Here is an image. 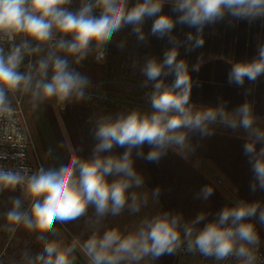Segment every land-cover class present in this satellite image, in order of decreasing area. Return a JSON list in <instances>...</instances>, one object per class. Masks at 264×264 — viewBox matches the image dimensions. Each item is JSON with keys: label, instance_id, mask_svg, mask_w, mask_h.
Here are the masks:
<instances>
[{"label": "clouds", "instance_id": "9594fccd", "mask_svg": "<svg viewBox=\"0 0 264 264\" xmlns=\"http://www.w3.org/2000/svg\"><path fill=\"white\" fill-rule=\"evenodd\" d=\"M0 0V122L15 116L21 99L32 109L46 101L57 104L87 98L90 79L77 71L90 54L97 62L105 59V47L114 35L128 28L138 42L149 35L167 38L171 47L163 58L146 59L141 71L150 112L134 109L116 116L96 119L92 155L82 159L68 145L70 157L58 167L28 169L0 166V191L20 187L24 199L15 198L2 226L10 233L18 227L36 234L41 251L25 252L21 264H76L77 245L87 264H152L156 259L180 250L199 253L216 264L234 260L235 264H261V237L256 223L264 224L261 202L238 200L225 206L208 220L201 211L185 220L181 213L157 212L144 216L132 230L96 227L83 243L74 239L69 245L48 239L58 225H68L95 209L94 225L108 215H120L126 208L136 214L150 199H158L159 187L151 193L141 191L144 177L135 168V157L158 162L171 149L187 158L194 151L190 135L215 133L216 125L233 131L243 130V151L253 174L250 189L264 191V124L245 101L229 111L226 102L197 106L190 102L193 81L188 63L178 58L180 48L193 51L204 45L206 26L229 21L264 19V0ZM170 12L164 11V6ZM151 20L148 33L145 23ZM177 25L188 31L181 39L174 34ZM123 47V43L120 45ZM71 58V59H69ZM200 64L193 66L198 71ZM171 76V82L168 77ZM264 76V42L257 45L256 56L231 63L229 83L243 87ZM4 131H8L5 123ZM23 139V137H21ZM144 145L150 150L145 155ZM259 145V147H257ZM116 147L124 148L114 154ZM111 178V179H110ZM214 193L205 185L197 198L207 200ZM24 200L29 207L24 208ZM206 221V222H205ZM203 224L202 227H198Z\"/></svg>", "mask_w": 264, "mask_h": 264}, {"label": "crops", "instance_id": "0c3cea01", "mask_svg": "<svg viewBox=\"0 0 264 264\" xmlns=\"http://www.w3.org/2000/svg\"><path fill=\"white\" fill-rule=\"evenodd\" d=\"M134 3L135 0H130V4ZM164 11L170 12L167 4L164 6ZM149 25L151 26V20L145 23V32ZM188 31L195 30L177 25L174 34L183 39ZM203 35L205 40L203 47L193 51H186L184 47H181L178 57L185 59L189 66L193 81L190 102L197 106H209L224 101L227 109L231 111L248 101L253 106L254 115L259 122L264 124V76L259 77L255 82L246 80L243 87L228 81L232 62L247 61L256 56L257 45L264 42V19H257L251 23L243 20H225L206 26ZM131 36L135 35L129 32L128 37ZM152 37L151 39L158 43L162 55L165 49L171 47L167 38ZM148 41L149 39L144 43L150 44ZM197 63L200 64L199 70L192 71ZM111 65V70H113L115 67ZM29 108L31 109L30 104ZM80 111L81 108L77 105L68 107L66 105V109L63 110L54 101L43 102L38 108L31 109V117L40 133L45 149L52 158L51 164L54 167H58L62 162H68L69 143L79 145L76 147L71 145V147L80 158L88 159L92 155L96 142L93 137L96 121L89 119L90 115L83 119ZM67 124L74 126L68 128ZM67 131L66 137L65 132ZM243 137L242 134L218 130L207 137H201L198 133L191 134L190 143L194 148L191 153L197 158L194 159L190 154L188 155L195 162L171 149L158 162L135 157L134 151L135 168L144 177L142 191L151 193L158 187L160 189L158 199H150L145 206L146 208L152 205L155 207L153 213H148L147 216L170 211L174 214L181 213L185 220H191L203 211L208 214L207 219L211 220L223 207L230 206L238 200L259 201L264 206V191L258 189L253 192L250 189L253 174L243 151L245 142ZM149 150V146L144 145L145 155ZM123 151L125 149L120 147L113 149L114 154H121ZM198 158H203L205 161L198 160ZM205 185L214 187L213 195L207 200L197 198V194ZM14 193L16 190L0 191V235L3 232L2 226L5 224V214L10 210L13 199H24L22 195ZM26 201L24 200V205ZM124 216L121 213L117 216L108 215L106 217H111L115 226L116 218ZM126 217L129 218L131 215ZM253 222L256 223L261 237L260 248L264 249V224L255 220ZM101 223L103 224V221ZM105 224L107 225V222ZM202 226L203 224L198 227ZM53 232L56 235L51 234L48 239L62 240L65 245L71 244L75 239L68 233L58 234L56 228ZM75 256L76 264H87L86 256L79 244ZM152 264H203V262L192 256L180 257L176 252L171 255L165 254Z\"/></svg>", "mask_w": 264, "mask_h": 264}, {"label": "rangeland", "instance_id": "374dc122", "mask_svg": "<svg viewBox=\"0 0 264 264\" xmlns=\"http://www.w3.org/2000/svg\"><path fill=\"white\" fill-rule=\"evenodd\" d=\"M79 4V0H73L72 8L75 9ZM130 30L128 28L122 29L121 32L114 35L111 42H109L105 49L106 52V59L103 65L100 67H93L90 63L89 66H86L85 69L87 71H91L92 81L95 82V87L97 86H104L114 87L120 90L121 92L128 93V94H136L134 96L135 99H141L137 103V109L141 112H150L151 107L150 103L148 102V93L151 90V85L148 87L144 86L145 76L142 74V67L146 61V59L150 57H156L158 59H162L163 55L162 52L158 48V43L150 39L148 42L150 44H146L144 42H138L136 36L128 37ZM134 35V34H131ZM151 38H153L151 36ZM123 43V47L120 45ZM147 45V46H146ZM91 55V54H90ZM89 57V56H88ZM87 57V58H88ZM71 59V58H69ZM111 64L115 68L111 70ZM75 67V64H74ZM172 77H168V82H171ZM85 101H72L66 102L63 105H60L63 110L66 109V105L72 106L77 105L81 108L80 113H82V118L85 119L87 115L89 119L96 121V119L103 115L99 104L103 103L105 100H111L114 102H122L127 103L130 100L124 98H113L107 95H102L97 91H93L91 93H87V98ZM94 100V103H92ZM54 101L55 100H50ZM134 102V101H130ZM23 107L25 112V119L27 125L29 126V130L36 142L38 155L41 157L46 169L47 168H55L51 164V157L47 150L45 149L40 133L31 117V109L29 108V103L27 98H23ZM33 110V109H32ZM132 109L124 107L123 109H114L112 108L109 112L110 115L116 116L120 112H128ZM134 110V109H133ZM74 126L73 124H67L68 128ZM82 126V125H81ZM65 131V130H64ZM68 131L65 132V136L67 137ZM72 146H79L73 145ZM194 159H196V155L193 153H189ZM198 160H203V158ZM204 163V162H203ZM206 165V164H205ZM111 179V178H110ZM16 195H22L23 192L20 187L16 189ZM14 190V191H15ZM143 189H141L142 191ZM13 194V193H12ZM24 198V197H23ZM24 208L27 209L29 207V202L26 201ZM155 210L154 205L150 206L149 208L143 207L139 213L132 214L126 208L122 214L125 215L124 217H118L114 222H116L115 226L113 225V220L111 217H104L103 224L94 225L90 221L94 220V213L95 209L93 206H89L87 210V214L84 217L72 222L68 225H58L56 227L57 233H68L72 238L79 239L81 243L86 241L93 233L96 227H99L101 234L107 228L119 227V229L123 232L130 231L138 225L140 220L143 216H147L148 213H153ZM127 215H131V217H126ZM135 215V216H134ZM123 220V222H122ZM105 221V222H104ZM107 222V225L105 224ZM51 234H46L47 238ZM0 264H21L22 256L25 252L30 253L31 255H35L38 253L39 250L35 248V246L40 245L41 243L37 241L36 234L30 233L26 231L23 227H18L14 233H10L3 228L2 235H0ZM41 249V248H40ZM82 250V249H81Z\"/></svg>", "mask_w": 264, "mask_h": 264}, {"label": "built area", "instance_id": "2783aa9c", "mask_svg": "<svg viewBox=\"0 0 264 264\" xmlns=\"http://www.w3.org/2000/svg\"><path fill=\"white\" fill-rule=\"evenodd\" d=\"M104 51L106 59L107 50L104 49ZM14 107L17 108V112L12 120L9 122H0V166L14 170L28 169L29 174L37 171L40 167L46 169L41 157L38 155L36 142L25 119L23 99L18 104L14 102ZM5 123H7L8 127L7 132L4 131ZM177 253L180 257L192 256L199 258L203 264H209L211 262L216 264L213 259L204 258L199 253L193 254L183 249L177 251ZM259 256L261 264H264V249L259 248ZM223 264H235V261L228 260L223 262Z\"/></svg>", "mask_w": 264, "mask_h": 264}, {"label": "trees", "instance_id": "16d2710c", "mask_svg": "<svg viewBox=\"0 0 264 264\" xmlns=\"http://www.w3.org/2000/svg\"><path fill=\"white\" fill-rule=\"evenodd\" d=\"M150 27H151L150 25L146 27V29H147L146 33H148L150 31ZM148 39L149 40L151 39V35H149ZM90 63L93 65V67H99V66L101 67L103 65L104 61L103 62H97L95 60L94 55H89V57L86 58L84 61H82L79 65H75V67L73 65V67L77 71H79L82 75H85V76H87L90 79L91 83H90L89 89L87 90V93H91L93 91H97L98 93H100L102 95H107V96L113 97L115 99H117L119 97V98H124V99L130 100V101H134V102H130L129 101L127 103H122V102H114V101H111V100H105L103 103L99 104L100 105L99 108H100V110H101L103 115H110L109 111L112 108H114V109H117V108L123 109V106L127 107V108H130L132 110L133 109H137L138 106H137V103H135V102H139L141 99H135L134 96L136 94L124 93V92H121L120 90H118L117 88H114V87H112V88L111 87L106 88L104 86L95 87L96 86L95 82L92 81V76H94V75L91 74V71H87L85 69V67L89 66ZM86 100L87 99H84L83 101L86 102ZM148 102H149V100H148ZM92 103H94V100H93ZM214 127H215V130H218V131H227V132L238 133V134L244 135L243 130L233 131V130H231L229 128H226V127H223L221 125H216ZM187 157L191 161L195 162V160L193 158H191L189 155ZM35 248H37V250L41 251V249H40L41 247L35 246Z\"/></svg>", "mask_w": 264, "mask_h": 264}]
</instances>
